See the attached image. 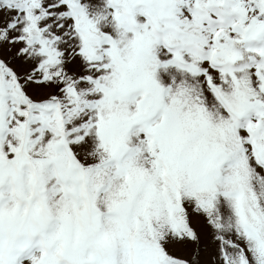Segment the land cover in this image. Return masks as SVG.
Wrapping results in <instances>:
<instances>
[{
	"label": "snow or ice",
	"instance_id": "snow-or-ice-1",
	"mask_svg": "<svg viewBox=\"0 0 264 264\" xmlns=\"http://www.w3.org/2000/svg\"><path fill=\"white\" fill-rule=\"evenodd\" d=\"M0 264H264V0H0Z\"/></svg>",
	"mask_w": 264,
	"mask_h": 264
}]
</instances>
